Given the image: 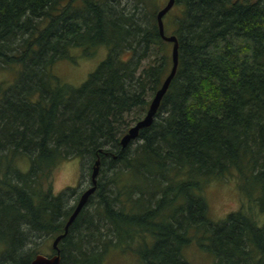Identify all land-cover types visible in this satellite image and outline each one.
<instances>
[{"label":"trees","instance_id":"trees-1","mask_svg":"<svg viewBox=\"0 0 264 264\" xmlns=\"http://www.w3.org/2000/svg\"><path fill=\"white\" fill-rule=\"evenodd\" d=\"M162 2L0 0V69L13 72L0 80V264H28L37 240L63 233L80 194L54 193L51 174L73 158L82 180L99 158L98 185L58 243L59 264H104L111 251L191 264L192 246L210 264H264L251 212L264 214V0H175L163 24L178 40L176 75L122 148L171 67ZM100 45L107 54L80 86L51 73L71 48ZM229 175L249 206L212 221L202 188Z\"/></svg>","mask_w":264,"mask_h":264},{"label":"rangeland","instance_id":"rangeland-1","mask_svg":"<svg viewBox=\"0 0 264 264\" xmlns=\"http://www.w3.org/2000/svg\"><path fill=\"white\" fill-rule=\"evenodd\" d=\"M164 2H166V0H163V5ZM106 54L107 47L104 45L96 47L91 55H86L80 47H73L70 49L71 58L57 61L51 67V73L58 78L61 83L78 87L88 78L89 74L96 69L98 64L105 58ZM12 76V69H0V80H9ZM133 124L134 122L131 123V125ZM19 163L22 170H26L28 159L22 157ZM81 172L82 168L78 158L60 162L53 169L51 174L53 192L58 193L65 187L73 186L77 193L80 194L90 185L89 176H86V178L82 180ZM202 195L206 200L208 216L212 221L224 219L227 214L237 210L241 204L246 207L249 206L247 199L240 195L236 178L232 175L226 176L220 180H211L207 182L202 188ZM73 203L76 202H72L71 204ZM251 208L253 215L256 218L258 217L257 221L259 224H264V214L260 215L258 213L257 215L255 214L256 209L253 205ZM52 240V238L47 237L37 240L38 251L47 256L52 255L50 251ZM186 258L191 264H210L209 257L200 253L194 246L188 250ZM104 264H136V261L131 255L111 251L105 258Z\"/></svg>","mask_w":264,"mask_h":264},{"label":"water","instance_id":"water-1","mask_svg":"<svg viewBox=\"0 0 264 264\" xmlns=\"http://www.w3.org/2000/svg\"><path fill=\"white\" fill-rule=\"evenodd\" d=\"M175 0H166L164 5L157 11L156 21L158 26V32L161 38L167 42L171 43V67L169 69L168 74L164 78L160 87L153 94L148 108L144 114V116L137 120L133 125H131L127 131L120 137L119 144L122 148H125L131 141L135 140L138 137L139 131L143 128L149 127L154 119V116L160 106V102L166 93L171 80L173 79L179 59V51H178V40L175 35H166L164 32V24L163 17L167 12H169ZM101 151V150H100ZM99 158H97L93 164L92 171L90 174V185L85 188L80 195L74 205V208L69 215L63 229V233L57 235L51 243L52 249L55 251L54 254L47 256L42 253H37L32 260L28 264H59L60 263V249L58 247L59 241L67 234L68 227L75 220L79 212L86 205L89 197L94 193L97 188V175L99 171Z\"/></svg>","mask_w":264,"mask_h":264},{"label":"bare ground","instance_id":"bare-ground-1","mask_svg":"<svg viewBox=\"0 0 264 264\" xmlns=\"http://www.w3.org/2000/svg\"><path fill=\"white\" fill-rule=\"evenodd\" d=\"M164 30H165V29H164ZM178 65H179V64H178ZM176 71H177V70H176ZM175 75H176V73H175ZM175 75H174V76H175ZM169 86H170V85H169ZM162 99H163V98H162ZM156 114H157V113H156ZM99 166H100V165H99ZM97 185H98V183H97Z\"/></svg>","mask_w":264,"mask_h":264}]
</instances>
